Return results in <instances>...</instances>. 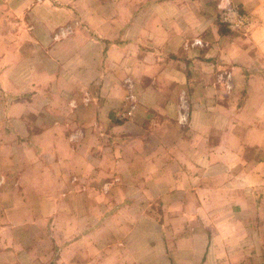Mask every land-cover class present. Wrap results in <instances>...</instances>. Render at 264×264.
<instances>
[{
  "label": "crops",
  "instance_id": "obj_1",
  "mask_svg": "<svg viewBox=\"0 0 264 264\" xmlns=\"http://www.w3.org/2000/svg\"><path fill=\"white\" fill-rule=\"evenodd\" d=\"M231 1L246 32L220 0H0V264H264V0Z\"/></svg>",
  "mask_w": 264,
  "mask_h": 264
},
{
  "label": "built area",
  "instance_id": "obj_2",
  "mask_svg": "<svg viewBox=\"0 0 264 264\" xmlns=\"http://www.w3.org/2000/svg\"><path fill=\"white\" fill-rule=\"evenodd\" d=\"M218 19L222 26H225L232 32H246L249 25L250 19L244 15L240 8L234 4L231 0H220L218 4ZM194 44H200L199 41H195ZM132 98L128 100L131 102ZM134 110L133 104H131L126 113L120 114L121 118L130 117Z\"/></svg>",
  "mask_w": 264,
  "mask_h": 264
},
{
  "label": "rangeland",
  "instance_id": "obj_3",
  "mask_svg": "<svg viewBox=\"0 0 264 264\" xmlns=\"http://www.w3.org/2000/svg\"><path fill=\"white\" fill-rule=\"evenodd\" d=\"M233 2V1H232ZM234 3V2H233ZM235 4V3H234ZM221 25V24H220ZM120 117V116H119ZM121 118V117H120ZM121 119H124V118H121Z\"/></svg>",
  "mask_w": 264,
  "mask_h": 264
}]
</instances>
